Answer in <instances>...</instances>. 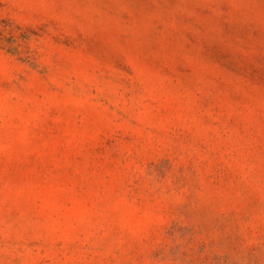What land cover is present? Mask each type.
<instances>
[{
	"label": "rangeland",
	"instance_id": "374dc122",
	"mask_svg": "<svg viewBox=\"0 0 264 264\" xmlns=\"http://www.w3.org/2000/svg\"><path fill=\"white\" fill-rule=\"evenodd\" d=\"M0 264H264V0H0Z\"/></svg>",
	"mask_w": 264,
	"mask_h": 264
}]
</instances>
